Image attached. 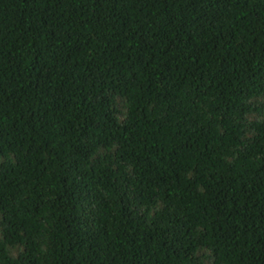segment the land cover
Listing matches in <instances>:
<instances>
[{
    "label": "trees",
    "instance_id": "obj_1",
    "mask_svg": "<svg viewBox=\"0 0 264 264\" xmlns=\"http://www.w3.org/2000/svg\"><path fill=\"white\" fill-rule=\"evenodd\" d=\"M0 264H264V0H0Z\"/></svg>",
    "mask_w": 264,
    "mask_h": 264
}]
</instances>
